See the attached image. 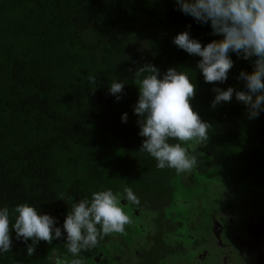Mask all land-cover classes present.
Here are the masks:
<instances>
[{
    "label": "trees",
    "instance_id": "trees-1",
    "mask_svg": "<svg viewBox=\"0 0 264 264\" xmlns=\"http://www.w3.org/2000/svg\"><path fill=\"white\" fill-rule=\"evenodd\" d=\"M186 30L202 45L220 38L210 23L185 15L175 0H0V207L28 202L62 228L73 202L97 190L123 193L131 187L140 204L128 207L146 213L152 225L133 252L134 264H165L168 256L187 250L181 241L168 240L181 226L166 212L174 180L192 187L195 174L210 164L223 168L233 184L263 180L264 111L249 119L235 95L211 106L213 87L246 90L238 77L241 70H253L252 61L230 53L234 66L227 81L205 83L196 68L201 57L173 43ZM149 63L161 76L170 67L189 71L197 83L191 103L212 129L207 144L197 148L206 159L191 172L159 169L140 151L145 138L134 113L139 97L134 72ZM113 81L125 82L119 100L109 91ZM111 235L82 251L84 262L107 247ZM11 236L12 251L0 252V264H52L57 254L72 259L66 234L51 245L39 242L31 257L14 230ZM112 258L114 264L133 259L117 253Z\"/></svg>",
    "mask_w": 264,
    "mask_h": 264
},
{
    "label": "clouds",
    "instance_id": "clouds-1",
    "mask_svg": "<svg viewBox=\"0 0 264 264\" xmlns=\"http://www.w3.org/2000/svg\"><path fill=\"white\" fill-rule=\"evenodd\" d=\"M175 2L185 15L201 24L210 23L212 34L220 37L202 45L186 30L173 38L177 47L189 55L201 57L196 68L201 71L205 83L227 81L234 66L230 53L251 60L254 65L251 72L241 70L239 73L238 79L244 81L246 90L233 86L212 88L215 93L212 108L231 102L235 95L236 100L247 107L248 118H257L264 111V0ZM134 79L139 92L134 113L139 117V135L145 138L140 151L154 158L159 169H174L177 174L191 172L199 163L197 147L207 144L212 129V124L203 120L192 106L197 90L195 79L189 71L175 67L161 76L160 70L150 63L137 68ZM88 80L91 85L96 84L95 76L90 75ZM124 83L113 81L109 86L117 100L121 98ZM122 121L127 122V113L122 115ZM125 200L127 203H122ZM139 204L131 187H125L123 193L111 188L97 190L90 197L72 203L62 228L57 226L55 217L42 214L28 202L17 204L11 210L2 206L0 252L12 251L13 230L16 239L25 242L29 257L39 242L51 245L66 234V248L72 259L57 254L52 264H84L81 252L97 247L105 236L124 233L126 225L133 222L125 209ZM29 240L32 242L27 243Z\"/></svg>",
    "mask_w": 264,
    "mask_h": 264
},
{
    "label": "rangeland",
    "instance_id": "rangeland-1",
    "mask_svg": "<svg viewBox=\"0 0 264 264\" xmlns=\"http://www.w3.org/2000/svg\"><path fill=\"white\" fill-rule=\"evenodd\" d=\"M196 151L199 161L206 159L204 155H200L198 150ZM195 175V184L189 188L182 187L177 180L173 181V201L166 212L171 215L172 219L179 220L183 225L178 227L176 231L168 237V240H170V242L181 241L184 248L187 250L185 253L181 252L168 256L165 264H199V254L202 255L203 260L207 261V264H229L227 262L228 258H222V255L219 254V239L221 236L217 237L218 233L215 232V227H217L215 224L217 221L214 217L217 214L221 215L218 208H222L224 205V202L222 200L219 201V199H233V197L242 194V188L248 187V190L253 194H257L255 196L256 204H253L251 206L252 208H245V201L250 199L249 202H251L253 197L249 196L250 194H242L243 196H241V198L239 196L240 201H243L241 203V205L243 204L241 209H248V214L252 215L251 218L255 220L258 219L256 220L258 225L264 224V183L256 182L255 184L257 185L245 183L232 187L227 184V177H225L223 168H217L212 164L208 166L205 173H196ZM218 202H220L219 205ZM122 203H126V201H122ZM237 206L240 207L239 205H233V208ZM125 210L131 216L133 222L130 225H126L124 233L112 234V240L107 247H101L99 254H97L93 260L84 262V264H97L100 258H105L106 264H114L112 255L115 253L119 254L122 259L125 257L130 258L132 255L133 259H129V264L135 263L133 252L135 248H139L140 244L143 243V237L147 230L152 229V225L148 222L146 213L133 210L130 207H127ZM191 220H193L192 223L194 225L200 223L195 226L196 228L194 230L188 228V222ZM210 226L211 228L209 230ZM218 230L219 226L217 227V231ZM241 233L246 234V229L242 230ZM201 234L206 237V242L199 247L191 248L193 239L202 236ZM222 234L225 233L222 232L221 235ZM240 237L241 240H246L243 235ZM120 239L126 243V247L121 244L119 241ZM202 251H205V256H203Z\"/></svg>",
    "mask_w": 264,
    "mask_h": 264
},
{
    "label": "flooded vegetation",
    "instance_id": "flooded-vegetation-1",
    "mask_svg": "<svg viewBox=\"0 0 264 264\" xmlns=\"http://www.w3.org/2000/svg\"><path fill=\"white\" fill-rule=\"evenodd\" d=\"M225 177H227L226 174ZM226 180L228 182L227 184L232 187L243 185L245 183L257 185L255 184L256 182L252 179H248L243 183L237 184L229 182L228 178ZM260 183H264V179L260 180ZM244 188H242V194H250L249 196L253 197L251 199V202H249L250 199L245 201L244 207L252 208L251 206L253 204H256L255 196L257 194H253L250 190H248V187ZM242 194L238 195L237 197H233V199H219V201L222 200L224 202L222 208H218L221 215L217 214L214 217L217 221L215 225L217 227L219 226L218 231L217 227H215V232L218 233L217 237L221 236L219 239V254L222 255V258L227 257V262L229 264H264V224L262 223L261 225H258L256 222V220L258 219L255 220L254 218H251L252 215L248 214V209H241V206H243V204L241 205L243 201H240L241 196H243ZM219 203L220 202H218V205ZM233 205H239L240 207L237 206L233 208ZM192 222L193 220L188 222V228L194 230L196 228L195 226L199 225L200 223L194 225L192 228L189 226V224H193ZM182 225L183 224L181 222V226ZM210 228L211 226L209 227V230ZM245 229L246 234H242L241 231ZM222 232H224L225 234L221 235ZM201 235L202 236L193 239L197 241L195 245L196 247H199L201 244L206 242V237L203 234ZM241 235L246 238L245 241L241 240ZM221 239L223 242L221 241ZM202 254L203 256H205V251H202ZM199 256V264H207V261L203 260L202 255L199 254Z\"/></svg>",
    "mask_w": 264,
    "mask_h": 264
}]
</instances>
